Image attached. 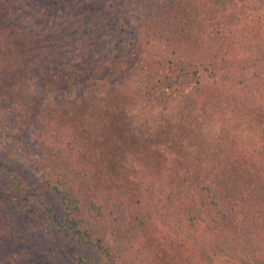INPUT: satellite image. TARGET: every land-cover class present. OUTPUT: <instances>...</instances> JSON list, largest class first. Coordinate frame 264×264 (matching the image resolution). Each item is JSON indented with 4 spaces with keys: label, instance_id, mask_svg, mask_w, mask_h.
I'll list each match as a JSON object with an SVG mask.
<instances>
[{
    "label": "trees",
    "instance_id": "16d2710c",
    "mask_svg": "<svg viewBox=\"0 0 264 264\" xmlns=\"http://www.w3.org/2000/svg\"><path fill=\"white\" fill-rule=\"evenodd\" d=\"M249 6L0 0V138L31 130L75 158L70 177L44 169L42 182L0 164V264H21L5 250L30 236L71 264H264V19ZM139 172L158 202L140 205L137 227L157 235L172 217L160 257L136 248L151 237L116 212ZM76 179L114 199L90 201L99 225L82 215Z\"/></svg>",
    "mask_w": 264,
    "mask_h": 264
},
{
    "label": "rangeland",
    "instance_id": "374dc122",
    "mask_svg": "<svg viewBox=\"0 0 264 264\" xmlns=\"http://www.w3.org/2000/svg\"><path fill=\"white\" fill-rule=\"evenodd\" d=\"M244 3L250 5L247 9V12L251 14L249 16L260 14L262 19H264V0H262L260 5L258 4V0H244ZM223 21L225 22L226 19H223ZM142 47L145 48L144 45H142ZM153 56L158 57L159 55L155 52L153 53ZM236 77H239V75ZM247 77H252V73L246 72L245 78ZM189 85L187 89L190 88ZM67 146L68 145L62 144V142L57 141L55 138L44 140L43 138L37 137L33 132H31V130L21 133L14 128L9 130L7 137L0 138V164H6L23 169L31 176L34 175L35 179L40 182H42L44 169H54L59 172H68L67 176L69 175L70 177V168H72L70 156L73 158L74 156L71 155L70 147ZM60 148L63 151H60ZM136 178L137 179L134 184L124 189L121 194L116 195V201L121 203V207L118 208L116 212L121 211L125 213L128 218L126 221L128 227H133V230L138 229V231L135 230L137 233L136 238H138V235L148 236V234L151 237V239L148 240L150 243L145 242L142 238H139L136 241V248L138 250H142L146 254H150V256H154L155 253L156 256L160 257V251L163 249L159 248L161 246L159 242H162L163 246L165 245L163 233L167 234L168 238H171L173 234V231H170L169 227L165 226L170 219H172V217L164 220H158V228H160L163 232L157 229V235H152L149 230H140L138 228L139 226L137 227L135 223L136 216L134 217V214L141 212L140 205H142V203H148L150 200H153L155 203L158 201L152 196L154 191L148 187L151 186L148 184L150 183L149 180L151 177L147 174L142 175L141 172H139ZM71 185L75 186L76 196L78 197L79 202L83 204L82 215L91 222H96V224L98 223L99 225V215L95 212V210L89 207L90 201L98 198L100 199L99 202L105 203L112 208H117V206L112 205V203H114V199L112 200V198L106 197L109 193L108 191L105 192L103 196L98 195L97 191H92L90 194L85 184L82 181H78V179L73 180ZM103 197L107 199L104 200ZM53 199V197L50 198L51 201H53ZM106 207L107 206L105 205L106 215H101L103 216V218H101L102 225L104 227L103 230H105L104 241L109 245H113L115 242V235H118V233H114L112 230L115 223L113 220L114 215H112V213H110V209ZM179 211L180 208H177L174 213H178ZM144 219L146 220V218ZM145 220L144 223L147 222ZM121 227L123 229L127 228L126 224H121L120 228ZM175 242L177 243L178 241L175 240ZM35 243H38V247H34ZM11 246L12 247L5 250V255H9L11 251H13L11 254L16 257L21 264H71L70 259L63 255L56 248V246L43 243L41 237L35 238L30 236L25 243L23 242L22 244L21 242H18V245ZM222 258L223 257H218L217 261ZM163 261L164 259H160V262L165 264L166 262Z\"/></svg>",
    "mask_w": 264,
    "mask_h": 264
}]
</instances>
